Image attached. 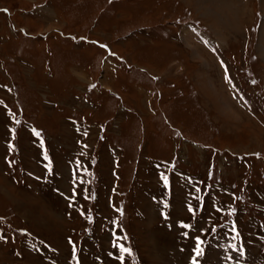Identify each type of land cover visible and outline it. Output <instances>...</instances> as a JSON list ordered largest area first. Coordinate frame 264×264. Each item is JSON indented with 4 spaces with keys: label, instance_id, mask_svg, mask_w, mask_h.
I'll return each mask as SVG.
<instances>
[{
    "label": "rangeland",
    "instance_id": "obj_1",
    "mask_svg": "<svg viewBox=\"0 0 264 264\" xmlns=\"http://www.w3.org/2000/svg\"><path fill=\"white\" fill-rule=\"evenodd\" d=\"M223 1L234 11L240 9L241 28L238 30L223 32L224 28L212 23L209 11L201 8L199 0H0V5L9 12L0 11V60L7 69L4 71L0 67V214L59 246L64 258L70 256L66 236L79 235L76 227L82 221L78 222L75 214L68 217L63 197L57 198L50 191L38 192L21 180L14 182L6 174L10 169H7L3 159L6 152L3 140L8 138L11 120L16 124L19 117L21 122L18 125L22 132L18 141L24 152L23 167L42 171L34 159L36 152L33 156L29 131L22 125L24 116L39 128H45L47 133H54L52 136L68 143L66 149H71L75 146L76 134L66 115L73 114L76 119V108L87 115L85 133L89 132L88 146L93 147L98 142L102 153L99 170L103 193L109 192L113 174L118 169L119 178L115 179L126 193L130 210L129 228L141 257L148 263L186 264L189 255L187 242L190 239L179 234L174 221L189 215L182 200L175 201L176 207L172 210L174 227L168 228L169 225L160 223L159 211L153 208V201L145 192L158 185L157 174L147 164L146 156L169 158L178 141L181 144L180 162L185 168L207 177L209 162L214 159L215 176L223 181L215 189L223 190L220 194L224 200H218L225 204L226 213L233 210L227 207L232 206L230 196H234L229 185H237L245 178L260 189L259 195L253 191L257 196L256 203L263 202L264 102L261 100L258 106L255 104L257 117L242 109L226 91L221 69L212 53L188 36L186 28L181 43L173 37L183 28L182 24L176 23L177 19L188 23L201 21L219 39L223 49L229 51L231 60L236 59L233 69L237 77L243 80L247 74L260 79L256 88L262 96H258L253 89L250 91L259 99L263 98L264 33L263 37L260 34L264 30V3L261 0ZM35 4L40 5L48 16H42L44 13L34 15L30 9ZM13 24L17 29L13 30ZM137 27L141 28L136 35L133 30ZM24 29L37 36L24 34ZM156 32L159 37L155 36ZM82 35L99 43L108 42L124 57V66L118 75L108 76L103 71L106 68L103 64L105 50L92 39L86 42L87 48L86 45L73 44L74 36ZM79 64L86 65L87 71L80 66L78 68ZM247 64L252 73L245 74ZM92 79H99V88H102V91L93 94V98L91 93L85 92ZM5 85L11 87V92H7ZM109 88L115 92L111 94ZM147 89H154L155 96L151 97ZM88 94L93 101L96 100L95 105L88 99L83 100L84 97L90 98ZM2 97L8 99L4 98L7 104H12L14 111H9V105H3ZM122 99L133 109L131 117L122 109V104L120 106ZM55 101H59V105ZM148 102L157 108V113L149 110ZM182 133L199 144L179 138ZM103 135L106 139L99 141V136ZM109 141L127 147L124 153H119L120 158L116 157L115 162L108 148ZM239 153L243 158L241 160L236 156ZM87 158L89 160L90 156ZM118 159L122 168L115 169ZM62 179L60 184L66 187L67 179ZM27 180L30 182V178ZM97 205L100 206L97 210L102 213L111 210L106 203L98 202ZM138 207L144 211V216L135 213ZM259 209L260 215H263L264 205L259 204L256 211L259 212ZM212 212L195 216V220H203L202 225L206 226L213 219ZM235 214L238 215L236 211ZM258 216L244 215L240 221L246 236L256 243L252 245L254 252H258L263 244L258 239L261 238ZM212 223L208 228L218 231L214 219ZM100 228L99 222L97 226L91 224L92 236L97 241L92 242L93 245L87 244L92 248L90 250L100 251L103 248V244L99 245V233L96 234ZM213 235L215 232H212ZM108 240L104 235L103 241L108 244ZM1 244V261L14 263L26 260L32 264H51L40 256L33 259L36 258L33 254L24 258L13 257L12 249ZM182 247L187 249L182 250ZM93 261L90 259L85 264H95Z\"/></svg>",
    "mask_w": 264,
    "mask_h": 264
},
{
    "label": "bare ground",
    "instance_id": "obj_2",
    "mask_svg": "<svg viewBox=\"0 0 264 264\" xmlns=\"http://www.w3.org/2000/svg\"><path fill=\"white\" fill-rule=\"evenodd\" d=\"M202 4V9L204 11H209L210 19L215 23V25H219L221 28H224L223 32L227 29L238 30L239 25V8L235 11L230 7V5H226L225 1L219 0H199ZM229 1V0H227ZM264 3V0H261ZM233 2V0H232ZM242 3V2H241ZM230 4V3H229ZM242 6V5H240ZM242 15V14H241ZM238 17V19H237ZM214 25V24H213ZM223 25V26H221ZM225 26H228L225 27ZM241 28V27H240ZM264 30L262 29L261 37H263Z\"/></svg>",
    "mask_w": 264,
    "mask_h": 264
},
{
    "label": "snow or ice",
    "instance_id": "obj_3",
    "mask_svg": "<svg viewBox=\"0 0 264 264\" xmlns=\"http://www.w3.org/2000/svg\"><path fill=\"white\" fill-rule=\"evenodd\" d=\"M101 47H106V46L101 45ZM15 122L16 123H19V121H15ZM10 131L12 132L13 138H14L15 137V129H10ZM35 134L37 136L40 135L39 132H35ZM41 143L43 144V141H41ZM84 147H87V145H85ZM9 148H10V150H13L14 149V145H12L10 143L9 144ZM45 159H48L47 155H45ZM46 167L48 168V171L51 172L52 169H51V163L50 162H49V164ZM77 168L78 169L80 168V165L79 164H77ZM74 175H75V173H74ZM162 179L164 180L165 184L167 185V183H168L167 177L162 174ZM85 198L86 199H89V198L94 199L95 198V195L93 193L91 196H86ZM165 206H167V205H165ZM119 211H121V214H123L122 213V210H119ZM189 211L194 212L195 210L191 206H189ZM233 211H235V210H233ZM81 214L83 215L84 213H81ZM89 219L91 220V217H89ZM183 227H186L187 228V227H190V226L189 225H183ZM234 230H235V226H234ZM237 235H239L238 232H237ZM123 239H126V237H123ZM196 240H197L196 247L193 250L194 253H195V255H194V258H193L191 264H199V257H201L204 254V249L202 247L204 241L201 240L200 237H196ZM69 243L73 245V257L76 259V264H80V261H79L77 255H76L77 248H76L75 242H73V241H71V239H69ZM113 247H117L118 248V251L120 252V256L118 257V259L121 261V264H123L124 254L131 255V250L128 249V248H126V247H124L123 244L117 245L115 241H113Z\"/></svg>",
    "mask_w": 264,
    "mask_h": 264
}]
</instances>
